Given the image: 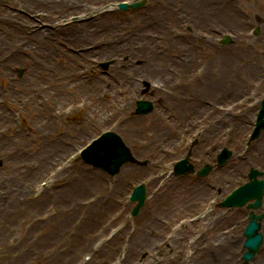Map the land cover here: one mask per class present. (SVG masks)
Listing matches in <instances>:
<instances>
[{
	"label": "rangeland",
	"instance_id": "rangeland-1",
	"mask_svg": "<svg viewBox=\"0 0 264 264\" xmlns=\"http://www.w3.org/2000/svg\"><path fill=\"white\" fill-rule=\"evenodd\" d=\"M120 1L140 0H63L55 4L0 0L1 15L9 12L27 16L35 25H44L41 30L54 33L53 39H63L68 48L55 58L61 67L65 54L76 56L88 51L89 47L82 46L86 41L76 40V30H89L90 41L105 39V52L92 55L88 63L89 74L101 81L96 84L103 87L100 97L96 98L93 91L84 98V107H79L73 90L62 102H56L57 107L66 105L71 110L63 108L53 122L45 121L50 120L48 113L32 111L31 105L40 99L35 96L37 88L49 102L55 93L50 81L35 75L27 52L31 46L25 43L28 48L23 51L0 46V57L6 56L0 60L5 68V73H0V90L11 94L7 97L0 93V108L16 115L0 138V264H262L264 240L251 261L241 259L249 209L222 208L218 203L247 181L250 168L264 171V152L259 150L264 145V129L256 138L248 139L264 97V48L256 65L251 64L248 54L237 50L242 39L257 46L264 43V0H142V7L124 11L117 8ZM167 2H172V9H168L179 15L170 26L180 34L178 39L190 34L197 19L191 20L189 15L200 14L199 7L212 29L195 28L197 38L191 43L195 55L191 48L184 54L189 56L192 50L190 61L170 60L149 73L145 53L129 48L132 45L121 46L126 40L137 46L138 21L162 10ZM251 5L255 13L249 14ZM256 28L258 34L254 35ZM144 32L159 30L151 24L144 27ZM224 35L231 42L222 45ZM199 37L212 40L213 45H205ZM109 43L120 51L108 50ZM16 55L20 58L15 59ZM217 56L227 57L225 66L234 72V81H223L224 87L219 82V89L213 91L204 90L197 82L199 101L195 109L175 115L177 107H168L162 96L171 99L192 91L170 89L176 79L172 70L193 69L190 65L195 60L209 67ZM81 62L76 66L81 67ZM105 62L109 64L104 69L101 65ZM33 75L34 81H30ZM8 80L17 87L7 86ZM116 87L123 89L118 95L113 94ZM126 92L132 98L126 97ZM136 100L150 101L152 111L137 114ZM178 103L177 110L186 111L188 103ZM99 104L100 115L108 118L103 123L100 118L94 119ZM118 113L123 117L115 118ZM154 113L162 114L166 123L159 122ZM9 122L0 119V126ZM147 126L154 128V138H146L142 132ZM50 128L51 144L42 146L41 139ZM109 130L145 164L126 163L111 176L78 157L82 147ZM18 133L27 138L19 145L8 137ZM223 147L231 151V156L216 166V155ZM188 150L189 163L195 170L212 165L206 177L172 172V165ZM141 182L145 183V204L138 215L131 217L129 212L135 203L128 197ZM260 212L264 214V195ZM261 232L264 239V220ZM228 241L229 247L220 258L211 262L206 257L214 247Z\"/></svg>",
	"mask_w": 264,
	"mask_h": 264
},
{
	"label": "bare ground",
	"instance_id": "bare-ground-1",
	"mask_svg": "<svg viewBox=\"0 0 264 264\" xmlns=\"http://www.w3.org/2000/svg\"><path fill=\"white\" fill-rule=\"evenodd\" d=\"M30 1H33V0H30ZM55 1H59V3H61L63 0H38V2L47 3V4L49 3L55 4L54 3ZM249 1L251 0H247V3ZM247 5H250V4H247ZM196 6L199 7L197 4ZM168 7L172 9V2H167L166 6L162 7L163 11L161 9H157L153 12V14H149L147 17L142 18L140 21H138V24H137L138 31L135 34V39L138 40V42L135 43L137 44V46L128 42L127 40L121 46V47L124 46V48L126 47L128 48L127 45H132V46H129V48L131 49L136 48L141 53L143 54L145 53L147 56L145 66L150 67V69H148L150 70L149 73H152L155 70V68H159V67L161 68L162 66L167 65V63L170 60H179L181 62L187 60L186 58L191 56V53L193 50V45H191V43L195 41V37H196L195 28L203 27V28H206V30L212 29V25L211 24L208 25V23L203 20V17L206 19V13L202 11L201 7H199L200 14L189 15L191 20H194V19H197V20L193 22L195 27L194 26L192 27L193 29L191 30L190 34L187 35L188 38L186 35H182L181 36L182 38L178 39L177 37H179L180 34L176 35L174 30L171 29L170 26L176 23L177 19L179 18V15L172 13L168 9ZM249 9H250V11H248L249 14L255 13L254 11L255 7L253 5H251ZM195 10L197 11L196 8ZM1 12H3L2 9L0 11V46H5V48L11 49V50L16 49L17 51H23L28 48V47L25 48V45H24L25 43L26 45H30L31 48L27 49V52L29 53L28 58L30 61H32L31 67L33 68L35 75L42 76V78L46 79V82L50 81L49 82L50 86L52 87L53 85V88H54L53 93L55 94H53L52 102H49L48 97H46L45 95H42L43 91L40 88H37V91L35 92V96H40L39 97L40 99L31 105L32 111H35L40 114L45 113V112L48 113L50 120L47 119L45 121L53 122L58 119V117L60 116L59 114L61 110L63 108L64 109L66 108L65 107L66 105L65 106L63 105L62 108L57 107L56 102H62L65 97L69 96V93L73 92V90H74V93H73L74 99L78 98L79 100L78 102H80L79 107H84V105L86 104L85 97L92 95L93 91L96 95V98L100 97L103 91L102 89L103 87H101V84L99 85H96V84L100 83L101 81L97 77L95 79L92 78L93 76L89 74L90 68H89L88 63L92 55L99 54L100 52H105V39L104 40L94 39L90 41V39L88 38L89 30L88 31H84V29L76 30L74 33L76 34L75 35L76 40L82 39L83 41H86L87 43H85L82 46L83 48L89 47L87 48L88 51L83 50L80 54L76 56L74 54L72 55L65 54L64 57L66 58V61L62 63L63 65L61 67L60 65L55 63V58L66 52L64 48H68V45L63 44L64 41L62 38H60L59 40L53 39L56 35L54 33L52 34L49 33L47 29L41 30L44 27V25L38 26L39 23L35 25L34 20L32 18L29 19V17L27 16H22L23 18H21L9 12L4 15H1ZM240 13L243 14L242 12ZM184 17L186 16H183L182 18ZM48 18H51V15L48 14ZM151 24L154 25L155 29L159 30V33L144 32V27L151 25ZM112 37L110 36L111 39ZM206 37L208 38V35ZM199 38L204 42L205 45L207 46L210 44L213 45L212 40L208 41L207 39H205V37L204 38L199 37ZM240 42L241 44L240 46H238L237 50L238 51L242 50L244 54H248V56L252 60L251 64L256 65L261 60L264 43L260 46L259 45L257 46V45L251 44L252 43L251 41H246V39H242ZM61 43L62 45H60ZM109 44H110V47L108 48V50H110L111 52L120 51L118 47H113L112 43H109ZM32 45H36V46L32 47ZM82 46L73 47L72 49L81 48ZM189 48L192 49L190 50L191 51L190 55L189 56L184 55L185 52H187ZM212 49H214V47H212ZM195 52L196 51L193 50V55H195ZM5 57L6 56L0 57V60L5 59ZM18 57L19 55H16L15 59L20 58ZM77 58L79 60H77ZM225 58L227 57L217 56L216 59L212 63L211 61L209 62V67L205 64L198 65V60H195L193 61L192 65H190L191 67H193V69H190L187 71H185V69L184 70H172V72L174 71L176 75V79H174L173 81L174 86H171L170 89L172 90L175 87L178 89H186V90L192 91L189 94H185V95H180V94L173 95L171 99L166 94L162 96L164 99H166L169 102L167 103L168 107L173 106L174 108L177 107V109H179V107L177 106L179 104L178 100H182L184 103H188V104H185L186 111L179 112V110L176 109L175 115L176 114H187V113L193 112L196 104L199 101V99H197L198 96L195 94V92L199 90L198 87L195 86L197 82L200 83L199 87H203V89L207 91H213L212 89L214 88L219 89L218 87L219 82H221L219 85L220 87L223 86L222 85L223 81H225L226 83L230 81L232 82V80L234 79V72L232 73L230 68H228V66H225V62H226ZM187 61H190V59L188 58ZM79 62H81L80 64L81 67L76 66ZM219 62L220 64H222L223 62V66H220ZM185 65L186 64H184V66ZM4 71H5L4 65L0 64V73L1 74L5 73ZM33 79H34V75L33 77L31 76L30 81H32ZM32 83L34 85V82ZM7 86H9L10 88L17 87L16 84L10 82L9 80H8ZM20 86H22L20 88L26 87L24 85H20ZM86 89H88L87 92H85ZM178 89H173V90H178ZM122 91H123L122 88L116 87L113 94L118 95L119 92H122ZM0 93H3V95L7 97L11 95L10 91H7V90H3V91L0 90ZM26 93H27V96H29L28 88H27ZM125 96L128 97L129 99L132 98V95L127 92ZM175 102L177 103V105ZM23 103H26V101L25 102L23 101ZM111 103L114 104V102L112 101ZM100 106L101 105L99 104L95 109L94 119L97 118L99 120L100 118V123H103L108 118L106 115H103V114L100 115L101 113ZM65 110L70 111L71 109L66 108ZM155 115L156 117L158 116L157 120H159V122L166 123V118L162 114L160 115L159 113H154V116ZM167 115L172 116L169 113ZM15 116L16 115L12 113L8 115L6 111L0 108V119L2 121L4 120V118H7L10 120L9 125L6 124V125L0 126V136H1L0 138H3L2 136L6 134V133H3L4 129H6L7 127H10V125L13 123ZM118 117H123V116L118 113L115 116V118H118ZM174 122L175 121L172 120L171 125H173ZM145 128L146 129H144L142 132L143 133L145 132L146 138H152V136L154 138L156 135L154 128L151 129L150 126H147ZM50 129L46 137H44V139L43 138L41 139L42 146H48L51 144V142H48L49 141L48 137L51 134L50 132L53 133V128H50ZM132 130L135 132L137 131L135 127ZM8 137H9V141L16 142V144L18 145L20 143H24L27 140V138H24L25 136L23 137V135L19 133L16 135H9ZM5 138L3 140H5ZM262 138H264V136ZM144 141H146L145 138H144ZM263 143H264V139H263ZM259 150L261 152H264L263 144ZM263 220H262V223H263ZM229 243L230 242L228 241L226 244L218 248L214 247L208 253V255L206 254V257L209 258L211 262L212 260L215 261L219 256L220 257L222 256V252L224 250L228 249ZM224 255L226 259L227 256L226 254ZM260 263L264 264V257L260 258Z\"/></svg>",
	"mask_w": 264,
	"mask_h": 264
},
{
	"label": "water",
	"instance_id": "water-1",
	"mask_svg": "<svg viewBox=\"0 0 264 264\" xmlns=\"http://www.w3.org/2000/svg\"><path fill=\"white\" fill-rule=\"evenodd\" d=\"M142 2H134L130 5L126 3H119L118 7L121 10H126L128 7L136 8L142 6ZM229 38L226 37L222 42H229ZM108 62L102 64L103 68L108 66ZM21 71H19V74ZM152 103L150 101L137 100L136 101V113L147 114L152 110ZM264 129V99L261 103V108L257 114L255 128L253 130L251 139L256 138L260 131ZM231 156V151L223 148L221 153L217 155V164L222 165ZM81 158L84 162L89 163L95 168H100L109 175L113 176L118 173L120 167L125 163H135L144 165L145 161L136 160L129 148L125 145L119 135L113 132H105L95 139L90 145H88L81 153ZM211 165H205L196 172V175L204 177L211 171ZM194 168L191 164H188V159L185 158L176 162L174 166L175 174H189L193 173ZM264 175V171L251 168L248 173V181L237 187L229 195L225 197L223 201L219 203L221 207H242L248 201L249 221L243 231L245 240L243 247L246 251L243 253L242 258L245 261L251 260L260 248L263 241V236L259 232L261 228V220L263 214H255L254 210H257L262 205V196L264 193V179H258ZM146 194L144 185H140L134 189V192L130 200L137 201V205L132 210V215H137L139 209L144 205Z\"/></svg>",
	"mask_w": 264,
	"mask_h": 264
}]
</instances>
